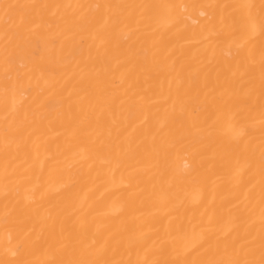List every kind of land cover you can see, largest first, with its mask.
<instances>
[{
    "label": "bare ground",
    "instance_id": "obj_1",
    "mask_svg": "<svg viewBox=\"0 0 264 264\" xmlns=\"http://www.w3.org/2000/svg\"><path fill=\"white\" fill-rule=\"evenodd\" d=\"M0 264H264V0H0Z\"/></svg>",
    "mask_w": 264,
    "mask_h": 264
}]
</instances>
